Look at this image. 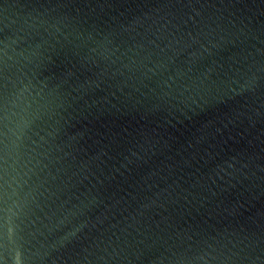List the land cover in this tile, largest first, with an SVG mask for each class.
I'll return each instance as SVG.
<instances>
[{
	"label": "water",
	"instance_id": "obj_1",
	"mask_svg": "<svg viewBox=\"0 0 264 264\" xmlns=\"http://www.w3.org/2000/svg\"><path fill=\"white\" fill-rule=\"evenodd\" d=\"M0 264H264V0H0Z\"/></svg>",
	"mask_w": 264,
	"mask_h": 264
}]
</instances>
